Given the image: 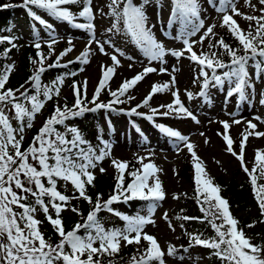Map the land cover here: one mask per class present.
Instances as JSON below:
<instances>
[{
  "label": "snow or ice",
  "instance_id": "obj_1",
  "mask_svg": "<svg viewBox=\"0 0 264 264\" xmlns=\"http://www.w3.org/2000/svg\"><path fill=\"white\" fill-rule=\"evenodd\" d=\"M92 2L93 0H23L22 6L28 9V14L35 21L47 28L52 26L47 24L29 6L43 9L57 19L72 23L74 27L92 32L95 27L92 23L95 18L91 6ZM259 2L264 5V0H259ZM173 3V18L182 20L186 25L185 31L181 33L183 44L186 46L183 51L166 50L163 44L157 41L151 27H149L144 7L138 6L137 3H134V0H111L108 7L111 15L115 17L113 29L117 32L121 31L120 24L122 22L125 33L150 61L163 62V58L168 54L180 58L185 52L189 53L188 58L200 65V75L204 78L202 84L204 89H208L210 84L223 86L225 82H228L234 84V87L229 91V95L238 94L240 100L243 101L246 98V89L252 87L248 68L249 61H254L255 67L261 73H264V15L260 17L244 16L249 21H256L254 33L252 31L245 33L233 19V15H229L227 12L230 9L234 15L243 14L233 6L232 0H224L226 7L218 9V11L225 13L223 25L229 28L238 40L239 45L242 46L240 49H234L222 39L216 45L210 44V48H223L224 52L230 57V62L225 63L218 58L216 52L198 55L193 50V44L187 38L195 35L204 27V21L200 19L198 0H173ZM245 3H250V0H245ZM79 4H82L83 7L78 13V17L87 20L88 23H75L77 14L66 7H62ZM261 11L264 12V9H261ZM214 27V25L209 26L207 33L211 34ZM113 29H109V31L111 32ZM5 40L16 47L13 38H0V42ZM53 43H55L54 39L48 45L50 49ZM96 43L99 45L100 52L108 55L105 52L104 44L99 41H96ZM105 43L111 44V41ZM69 44H71V41H69ZM35 48L39 50L41 44L39 42L35 43ZM72 50L71 47L66 49L55 64L48 65V67L60 66V59ZM116 51L120 55H124L119 49H116ZM241 51L243 54H240ZM37 55L40 59L39 61H33V64L38 63L40 67L30 77L35 94L30 95L28 90H25L17 96L16 92L20 91L19 89L14 91L5 88L14 65L8 66L3 73H0V264H100V260H94V256L105 254L111 256L119 251L121 241L127 244H139L142 239L147 241L148 247L139 258H132L133 264H153V262L155 264H165L163 259L165 252L161 249L157 239L143 233V227L146 224L153 223L150 218L123 216L122 219L127 221V228L122 231H108L100 224L97 216L103 209L120 215L111 208V205L114 202H119L121 198L125 202L137 198L144 201L164 200L165 193L162 183L159 177L156 176L159 169L153 163H144L143 158H141L142 168L129 173L132 181L125 186L124 173L129 165L124 161L117 162L113 160V166L119 172L115 189L116 194L110 196L103 203L100 202L98 197L97 201L93 203L92 198L87 195L86 186L93 185L95 176L91 169L97 166L96 162L102 161L109 154L110 145L104 142V150L96 154V151L90 145L87 148L84 147L87 141L82 137L80 131L76 127H69L65 123L68 119L81 116L86 111L105 108L115 110L113 104L124 103L125 101L121 100V97H124L128 90L141 81L146 74L155 72L157 69L146 67L143 73L135 75L131 80H125L116 91H111V96L115 98L113 101L108 104L96 103L101 90L105 88L108 80L115 72L114 67H105L103 78L99 81L98 88L90 102L95 104L94 108H88L84 103L87 82L83 86V97L80 87L74 84L75 104L71 108L57 106L54 113L46 119L38 133L32 138L29 146L24 148L25 129L33 127L36 115L45 107V100L53 99V95L59 96L58 85L63 83V79L60 78L52 86H42L40 73L45 71L43 64L48 57L42 52H38ZM88 56L89 51L85 50L78 57L79 62L88 63ZM128 59L133 58L128 57ZM111 60L114 65L118 66L120 64L116 55H111ZM225 68L228 71L223 72L222 75L217 74L218 69ZM208 70H211V76ZM161 71L167 70L161 69ZM196 78L199 79L200 77ZM171 82L175 83L174 76ZM165 90H169V84L153 85L151 92L140 106H148L154 94ZM172 94L175 97L174 102L162 105L161 107L166 108L168 111L161 114L166 116L171 112L182 113L198 123L196 116L181 102L178 91H173ZM200 95L206 96V93L202 91ZM41 96L45 99L42 100ZM188 96L192 98L191 93H188ZM261 103H264V99L261 100ZM6 109L14 113L11 118ZM152 111L155 115L157 110L153 109ZM130 114L139 113L136 109H132ZM147 118L151 120L152 116ZM13 119L18 122V126H13ZM234 122L240 123L238 120ZM222 123L227 131L230 125L228 122ZM58 125H63L65 130L63 132L59 131L56 127ZM158 127L161 132L169 137L183 141L191 152L194 161H196L194 164L196 191L204 197L202 203L208 204L207 208L202 207V211L206 216L211 217L209 222L215 230L216 237L212 240H204L199 236H193L191 239L194 244L214 250L213 254L224 261L225 264H264V246L252 244L245 233L238 229V221L232 217L228 201L219 195L220 188L214 186L210 179L203 178L205 175L204 169L193 150L194 145L187 142V138L178 131L163 125H158ZM248 127L254 129L256 125L249 122ZM258 135H264V133ZM224 139L227 142V149L232 151V139L227 135L224 136ZM247 139L248 136L245 135L241 142L240 154L235 152H232V154L237 156L241 161L243 170L249 174L259 207L262 215H264V185L257 184L259 178H264V153L257 152L255 156L257 167L260 170L258 177L255 175L257 168L249 171L247 166L244 165L243 150ZM100 171L103 172L105 169L101 168ZM58 180L70 183L79 195L70 197L61 193L57 189ZM29 197L33 198L34 205L42 209L45 218L57 233L59 239L55 244L51 242L50 238L46 239L40 230L39 225L42 222L36 219L34 215L37 208L26 203ZM45 198H47V203ZM74 198H82L89 204H93V210L89 212L83 224L77 223L71 230L66 231L61 213L67 209L70 200ZM211 201H215V203L213 204ZM50 208L54 211L55 218L50 213ZM71 211L79 214L76 207H72ZM184 219L199 218L184 217ZM215 220H220L221 223L217 224ZM253 226L249 225V227ZM81 230H83V234H81ZM133 233L134 236L131 235ZM97 244H99V247L96 246ZM175 253V247L170 245L167 254L175 255ZM85 254L86 259L82 258Z\"/></svg>",
  "mask_w": 264,
  "mask_h": 264
},
{
  "label": "rangeland",
  "instance_id": "obj_2",
  "mask_svg": "<svg viewBox=\"0 0 264 264\" xmlns=\"http://www.w3.org/2000/svg\"><path fill=\"white\" fill-rule=\"evenodd\" d=\"M110 3L111 0H93L91 6L95 18L92 23L95 27L92 32L74 27L72 23L57 19L43 9L31 6L37 15L52 26L51 28L35 21L28 14L27 9L18 8L16 19L9 27L10 30H5V33L1 35V38H13V43L16 45L13 47L12 44H9L14 50L5 66L6 69L8 66L14 65L9 76V82L13 78L17 81L18 78L23 77V63L27 57L28 47H35L37 42L41 44L44 52H50L56 59L55 62L66 49L71 47L73 50L60 59L59 63L61 64L68 63L70 60H78V57L85 50L89 51L88 63H82V69L79 73L74 75L61 74L50 79V86L60 78L63 79V83L58 85L60 94L58 97L53 95L51 100H45V107L36 115L33 127L25 129L23 146L30 144L33 135L32 129L40 128L44 124L47 115L50 113L52 103H56L60 107L75 104L74 84L80 87L83 97V86L87 82L85 101H88V107H93L94 104L90 102L98 88L99 81L103 78L105 67H114L115 72L108 80L105 88L101 90L96 103L108 104L113 101L115 98L111 96V91H116L125 80H131L135 75L143 73L146 67L157 69L155 72L146 74L141 81L128 90L124 97H121V100L125 101L124 103L113 104L115 110L102 109V121L100 123L104 131L101 136L103 143L95 151L96 154H99L104 150V142H107L110 145L109 154L102 161L96 162L97 166L91 171L95 178L97 176L115 177L119 172L113 166V160L127 162L128 169L133 168L135 170L142 168L141 158H143L144 163H153L159 169L156 176L162 183L165 199L155 201L151 207L141 212L142 217L150 218L153 221V223L143 227V233L157 239L161 249L165 252L163 257L165 264H207L210 261L207 255L200 258L193 255L177 258L176 255L167 254L170 245H182L181 223L174 218V214L183 205L179 195L183 192H193V187L196 184L194 167L196 161H194L191 152L183 141L161 132L158 125L171 128L186 137L187 142L194 145L193 150L204 169L203 178L215 180L220 185L229 183L233 179L235 169L239 170L240 181L250 180L249 174L243 170L241 161L232 154V152L240 154L241 142L243 137L247 135L248 139L243 150L244 165L249 171L257 168L255 175L259 177L260 170L257 167L255 156L257 152L264 153V135H258L264 133V103H261V100L264 99V73L259 74L255 62H249L248 68L252 87L246 89V98L243 101L240 100L238 94L229 95L234 84L228 82H225L223 86L210 84L208 89H204L202 87L204 78L200 75V65L188 58L189 53L185 52L180 58L168 54L163 58V62L150 61L132 42L131 38L125 32L123 33V30L117 32L113 29L115 17L111 15L108 7ZM134 3L144 7L149 27H151L157 41L163 44L166 50L183 51L185 49L186 46L183 44L181 33L185 31L186 25L182 20L173 18V0H134ZM232 3L243 15H234L230 9L227 14L233 15V19L245 33L249 31L254 33L256 21H249L244 16L260 17L264 15V12L261 11L264 9V5H261L259 0H250V3H245V0H232ZM198 4L200 19L204 21V27L195 35L187 38L193 44V50L198 55L216 52L209 45H213L217 38L223 35L224 29H228L225 35L231 34L229 28L223 25L225 13L218 11L219 8L226 7V5L224 0H211V2L210 0H198ZM80 5L82 6V4ZM62 7H66L72 12L77 10V5ZM75 23H88V21L77 16ZM153 25L154 27H152ZM213 25L215 26L213 32L207 33V28ZM109 29L113 30L110 32ZM53 39L55 43L50 49L48 45ZM96 41L104 44L105 52L108 55L100 52ZM106 41H111V44L105 43ZM116 49H119L124 55H120ZM111 55H116L119 59L120 64L118 66L114 65ZM128 57L133 59L130 60ZM161 69L167 71H161ZM208 71L211 76V70ZM225 71L228 69H218L217 74L222 75ZM173 76L175 77L174 84L171 82ZM198 76L199 79L196 78ZM157 84H169V90L157 92L152 96L148 106H140L151 92L153 85ZM173 91H178L181 102L196 116L198 123L182 113L171 112L166 116L161 114L168 111L161 107L162 105L174 102ZM202 91L206 93V96L200 95ZM188 93L192 94V98H189ZM132 109H136L139 114H130ZM153 109L157 110L155 115H153ZM8 113L10 118L14 114L11 111ZM148 116L153 118L149 120ZM237 120L240 123L234 122ZM222 122H228L230 125L227 131ZM249 122L255 124L256 127L254 129L249 128ZM12 123L14 127L18 126L16 120L13 119ZM225 135L233 141L232 151L227 149ZM186 161L189 162V165L192 164L190 175L193 181L183 175ZM101 168L105 171L101 172ZM128 169L124 173V179L130 175ZM261 181L264 182V178L258 179V182ZM60 182V186H62L60 190L63 194L70 197L76 195L70 183L62 180ZM35 207L37 211L34 215L39 220L44 213L40 207L36 205ZM50 213L55 218L52 209ZM71 216V208L68 206L61 213V219L65 221ZM117 230L122 231L124 228L121 227ZM131 235L134 236L135 234ZM129 245L121 241L119 250H125ZM147 245V241L143 239L139 244L133 243V246L138 249ZM96 246L99 247V244Z\"/></svg>",
  "mask_w": 264,
  "mask_h": 264
},
{
  "label": "trees",
  "instance_id": "obj_3",
  "mask_svg": "<svg viewBox=\"0 0 264 264\" xmlns=\"http://www.w3.org/2000/svg\"><path fill=\"white\" fill-rule=\"evenodd\" d=\"M146 1V0H145ZM8 5L7 7H0V35L5 32V30H10L9 27L16 19L18 8L23 7V0H0V6ZM80 5V4H79ZM31 7V6H29ZM28 10V9H27ZM77 14V13H74ZM223 35L217 38L216 42L213 45H216L219 40H224L225 43L230 45L234 49L242 48L239 45L238 40L233 36V34L229 33L225 35V32L228 29H224ZM10 49V51H8ZM214 51L218 53V58L223 60L225 63L230 62V57L224 52L222 47H213ZM43 49H36L34 46L28 47L27 57L24 59L23 63V77L18 78L16 81L15 78L9 82V79L5 85L6 89H12L20 91L16 92V95L19 96L20 92L28 90L29 94H35V89L33 88L32 83L30 82V77L35 74V71L40 65L33 64V61H39L40 57L37 55L38 52H42L46 57H48L43 67L45 71L40 73L41 76V84L42 86H50L51 78L57 75H70L76 74L81 70L79 61H71L68 65H61L48 67V65L54 64V58L49 53H44ZM13 48L10 47L7 40L0 42V73H3L5 70L6 62L9 59L10 55L13 53ZM210 53V52H208ZM240 54H243L241 51ZM261 73V71H259ZM44 99L43 96L40 97ZM84 103L88 107V101L84 100ZM74 105V104H73ZM72 105V106H73ZM58 105L56 103H52L50 107V113L47 115L46 119L49 118L53 113L54 109ZM71 105H67V107L71 108ZM95 106H93L94 108ZM63 108V106H61ZM101 109L96 111H86L83 115L77 116L74 118H70L65 123L69 127H76L82 137L87 141V144L84 146L85 148L90 145L93 149L98 146L100 142V135L103 132L101 127ZM7 114L8 110L6 109ZM42 127V126H41ZM57 129L63 132L64 126L58 125ZM40 128H34L32 130V138L38 133ZM32 141V140H31ZM29 145L25 146L27 148ZM183 175L186 178H191L190 171H192L189 163H185L183 168ZM134 170H131V172ZM239 170H234L233 179L230 180L229 183H224V185L218 184V182L213 181L212 184L214 186H218L220 188L219 195L226 199L229 204V210L233 213V218L238 221V229L242 230L245 233V236L250 239L251 243L258 246H264V215H262L261 209L259 207V203L256 197V192L254 190L253 185L251 184V180H243L240 181ZM193 180V179H191ZM131 182L130 176L128 179L124 181L125 186ZM59 181L57 182V185ZM258 185H264L263 182L258 183ZM117 185V176L109 177V176H97L93 185L86 186L87 195L90 196L93 200V203L97 201V198H100V202L103 203L107 201L110 196L116 194L115 189ZM220 185V186H219ZM58 187V186H57ZM202 187V186H201ZM197 185L193 187V192L182 193L180 194V200L183 202L182 207L174 214V218L179 221L180 226L182 228V238L181 243L182 247H175L177 257L184 258L185 255H198V257H203L206 254L210 257V261L207 264H225L219 257L214 255V250L205 248L200 245L194 244L192 241L193 236H199L201 239L212 240L216 237L215 230L212 228L211 217L206 216L203 208H207L208 204L202 203L204 197L197 193L196 191ZM78 192L76 196H78ZM45 202L47 203V198H45ZM26 203L30 205H34V200L32 197H29ZM211 203H215V201H211ZM151 205L150 201H144L140 199H131L125 202L123 198L119 202H114L111 207L120 210L123 214H126L130 218H135L141 215V211H144ZM69 207H76L79 210L78 213L72 212L71 218H67V220L63 221V226L65 230H71L74 225L77 223L83 224L85 219L90 211L93 210V204H89L87 201L81 199H73L69 202ZM215 211V209H213ZM242 213V214H240ZM98 220L100 224L108 231L113 229H119L120 227L127 228V221L122 218H117L115 215H112L110 211L107 209H103L98 214ZM184 217H193L199 219H184ZM42 223L39 225L40 230L45 235L46 239L51 240L52 243L58 242V235L55 232L53 226L48 222L45 218V215L39 219ZM215 223L220 224V220H215ZM249 225H254L253 227H249ZM81 234H83V230H81ZM148 246H142L141 249L135 248L133 244L129 245L125 250L121 249L117 253L112 254L111 256L105 254L103 256H94L95 259L100 260V264H133V257L139 258L144 250ZM86 259V254L84 257Z\"/></svg>",
  "mask_w": 264,
  "mask_h": 264
},
{
  "label": "bare ground",
  "instance_id": "obj_4",
  "mask_svg": "<svg viewBox=\"0 0 264 264\" xmlns=\"http://www.w3.org/2000/svg\"><path fill=\"white\" fill-rule=\"evenodd\" d=\"M94 73H95V72H94ZM94 75H95V74H94ZM129 112H130V111H129ZM129 112H128V113H129ZM154 117H155V116H154ZM152 118H153V117H152Z\"/></svg>",
  "mask_w": 264,
  "mask_h": 264
}]
</instances>
